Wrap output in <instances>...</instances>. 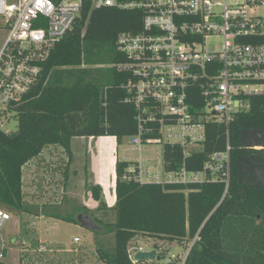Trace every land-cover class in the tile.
<instances>
[{"label":"built area","instance_id":"built-area-1","mask_svg":"<svg viewBox=\"0 0 264 264\" xmlns=\"http://www.w3.org/2000/svg\"><path fill=\"white\" fill-rule=\"evenodd\" d=\"M87 2L93 9L143 14L142 30L121 34L117 41L127 57L118 70L130 75L123 85L125 103L137 112V133L128 137L121 159L127 163L123 179L186 188L219 183L225 197L231 183V125L250 109L246 99L264 97V0H0V16L10 29L0 53V132L11 133L6 126L12 109L36 84L40 64L72 31ZM216 126L224 129V149L213 152L200 170L189 169L188 159L203 150ZM166 146L182 150L173 169L165 160ZM10 220L0 209V232ZM198 238L167 241L168 246L156 242L149 249L133 244L128 259L130 264H186ZM177 248L181 252L173 253ZM152 251L154 259H137L138 253Z\"/></svg>","mask_w":264,"mask_h":264},{"label":"trees","instance_id":"trees-1","mask_svg":"<svg viewBox=\"0 0 264 264\" xmlns=\"http://www.w3.org/2000/svg\"><path fill=\"white\" fill-rule=\"evenodd\" d=\"M142 27L140 11L84 5L72 31L40 64L36 84L12 109L18 129L0 132V204L11 211H32L24 202L23 168L45 149L61 146L72 158L74 138L114 137L120 145L137 133V112L125 103L128 93L123 89L130 75L118 70L127 57L118 51L117 41L121 34H137ZM100 64L112 65L103 87L96 83L97 72L86 67ZM246 101L250 109L231 125V183L225 197L219 183L186 188L125 181L127 163L121 160L115 164L114 206L104 202L100 185L91 188L98 210L110 211L115 218L110 228L116 246L109 255L99 250L101 261L130 264L127 250L138 237L181 242L198 235L186 264H264V186L245 188L239 177L240 158L248 152L241 134L264 133V97ZM223 132L221 126L210 128L203 150L188 159L189 169L200 170L213 152L224 149ZM165 160L173 169L182 160L181 148L166 146ZM86 215L99 226L94 213Z\"/></svg>","mask_w":264,"mask_h":264},{"label":"rangeland","instance_id":"rangeland-1","mask_svg":"<svg viewBox=\"0 0 264 264\" xmlns=\"http://www.w3.org/2000/svg\"><path fill=\"white\" fill-rule=\"evenodd\" d=\"M9 34L10 29L6 21L0 16V53ZM219 42L214 41V44L218 45ZM111 66V64H100L86 67L97 72L95 75L96 83L103 87L108 82V71ZM6 129L11 132L16 131L18 129V120L12 117ZM128 145V137L120 145H117L112 137L74 138L71 143L72 162L69 164L68 172L65 170L66 155L68 153L61 146H52L50 150L54 154L59 155L55 157L56 162L52 165L46 163V161L44 162V160H37V162H34L35 164L31 163V169L28 168L29 166L26 169L24 168V185L30 196L26 198L39 205L38 208L42 209V212L59 214L63 218H70V220L78 219L80 215L91 217L86 215L89 213L88 211H78L81 208L78 206L84 205L94 209L91 211L94 213L93 216L100 220L96 230H90L72 221L70 222L75 223L74 226L66 225L62 221L54 225L51 228L52 232L60 240L63 248L72 250V252L77 250V252L68 255L60 252L56 256L55 263L58 260L57 264H108L94 257L97 254V250H102L107 255L114 252L116 235L111 230L110 225L114 223L115 218L110 211L98 210L100 203L91 198V188L100 185L104 188L102 196L104 202L109 206L115 205V164L117 160L122 159L123 151ZM157 146L160 149L162 147L161 144H157ZM46 154H48L46 157L48 158L50 156L48 150ZM128 156L130 158L135 157L133 152H129ZM47 202H51V206ZM45 204L48 206H45ZM30 207L32 210L30 212L34 213L36 209L40 211L37 206ZM0 209L12 212L2 204H0ZM76 238L79 242H75ZM156 242L160 245H169L165 240L156 241L145 237H138L134 244L149 249ZM172 252L179 253L181 249H172ZM83 257L85 258L84 261H82Z\"/></svg>","mask_w":264,"mask_h":264},{"label":"crops","instance_id":"crops-1","mask_svg":"<svg viewBox=\"0 0 264 264\" xmlns=\"http://www.w3.org/2000/svg\"><path fill=\"white\" fill-rule=\"evenodd\" d=\"M114 138V137H112ZM115 139V138H114ZM116 141V140H115ZM118 145V144H117ZM52 147L47 148L50 156L46 154V151H43L42 154L30 161L24 168H32L31 163L35 164L37 160H44L46 163H50L51 165L56 162V156L58 154H54L53 151H50ZM66 171H69V164L72 162V158L66 155ZM43 164V163H42ZM23 168V172H24ZM65 172V173H67ZM24 179V173H23ZM65 189V188H64ZM67 189V188H66ZM115 189H116V177H115ZM104 192V188H102ZM23 192H24V202L28 203L29 206H37L32 200L30 201L29 192L26 190V186L24 185L23 180ZM92 198V195H91ZM48 205L51 206V202H47ZM45 204V206H48ZM80 205V204H79ZM79 210H85L89 213L94 210L90 209L87 206L80 205ZM108 207H112L109 206ZM40 209V208H38ZM6 211V210H5ZM11 215V220L6 224V226L0 232V264H57L56 256L62 252L64 255L72 254L77 252V250H65L63 248L60 240L57 239L55 234L52 232V227L60 221L66 223V225L74 226L75 223L70 222V218H63V216H54L45 214L42 212V209L37 210L36 212H16V211H6ZM92 213V212H91ZM65 220V221H64ZM81 225V224H78ZM82 226V225H81ZM83 227V226H82ZM45 228V230H43ZM77 241V238L75 239ZM99 250H97V254H95L94 258L100 260ZM86 256V255H85ZM84 257L82 261H84ZM101 261V260H100ZM102 262V261H101ZM65 264V263H64Z\"/></svg>","mask_w":264,"mask_h":264},{"label":"water","instance_id":"water-1","mask_svg":"<svg viewBox=\"0 0 264 264\" xmlns=\"http://www.w3.org/2000/svg\"><path fill=\"white\" fill-rule=\"evenodd\" d=\"M238 102L236 103V106H238ZM239 111L236 109L235 113L237 114ZM241 144L244 148H250L253 146L261 147L264 149V133L258 130H252V131H243L241 134ZM245 169V165L242 162V158H240V180L242 181L243 172ZM255 175V173H253ZM251 182H255L254 186H264V178H257L253 177L250 179ZM78 222L85 228H88L90 230H96L97 225L94 223L93 219L89 216L80 215L78 218ZM156 256L155 251L152 252H145V253H138L137 259L138 260H147V259H154Z\"/></svg>","mask_w":264,"mask_h":264},{"label":"flooded vegetation","instance_id":"flooded-vegetation-1","mask_svg":"<svg viewBox=\"0 0 264 264\" xmlns=\"http://www.w3.org/2000/svg\"><path fill=\"white\" fill-rule=\"evenodd\" d=\"M242 162L245 165L242 177L243 185L245 188L248 186L254 187L255 182H251V178H264V149L248 150L247 155L242 157Z\"/></svg>","mask_w":264,"mask_h":264}]
</instances>
